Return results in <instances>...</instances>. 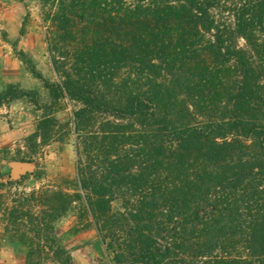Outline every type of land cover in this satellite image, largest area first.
<instances>
[{
	"label": "trees",
	"instance_id": "obj_1",
	"mask_svg": "<svg viewBox=\"0 0 264 264\" xmlns=\"http://www.w3.org/2000/svg\"><path fill=\"white\" fill-rule=\"evenodd\" d=\"M53 23L57 88L84 104V196L58 216L84 201L111 264H264V0H58Z\"/></svg>",
	"mask_w": 264,
	"mask_h": 264
},
{
	"label": "rangeland",
	"instance_id": "obj_2",
	"mask_svg": "<svg viewBox=\"0 0 264 264\" xmlns=\"http://www.w3.org/2000/svg\"><path fill=\"white\" fill-rule=\"evenodd\" d=\"M57 10L58 0H0V94L10 86L32 93L0 101V264H111L84 201L61 217L53 202L60 194L84 196L75 125L84 104L57 88L70 66L59 57L68 67L58 72L48 50ZM107 120L114 121L107 115L90 120L98 144H104ZM245 144L243 152L256 153L252 142ZM97 154L93 169L100 174L106 154ZM20 163L30 166L20 171Z\"/></svg>",
	"mask_w": 264,
	"mask_h": 264
},
{
	"label": "water",
	"instance_id": "obj_3",
	"mask_svg": "<svg viewBox=\"0 0 264 264\" xmlns=\"http://www.w3.org/2000/svg\"><path fill=\"white\" fill-rule=\"evenodd\" d=\"M29 166H30L29 163H20L19 164V170L21 171V170H23V169H25V168H27Z\"/></svg>",
	"mask_w": 264,
	"mask_h": 264
}]
</instances>
